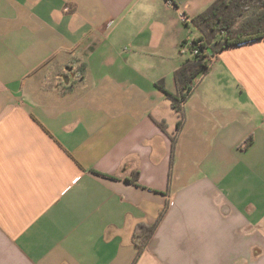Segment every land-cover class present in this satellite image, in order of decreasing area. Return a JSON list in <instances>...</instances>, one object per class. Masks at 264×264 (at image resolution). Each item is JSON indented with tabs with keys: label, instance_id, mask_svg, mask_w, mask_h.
<instances>
[{
	"label": "crops",
	"instance_id": "obj_1",
	"mask_svg": "<svg viewBox=\"0 0 264 264\" xmlns=\"http://www.w3.org/2000/svg\"><path fill=\"white\" fill-rule=\"evenodd\" d=\"M214 1L0 0V264H131L160 214L136 264H264V38L192 82L173 155L154 87Z\"/></svg>",
	"mask_w": 264,
	"mask_h": 264
},
{
	"label": "trees",
	"instance_id": "obj_2",
	"mask_svg": "<svg viewBox=\"0 0 264 264\" xmlns=\"http://www.w3.org/2000/svg\"><path fill=\"white\" fill-rule=\"evenodd\" d=\"M191 24L201 34L192 44L194 47L201 42L199 49L202 55L188 59L174 72L175 94L166 91L163 81L154 84L156 89L166 94L171 109L178 115L176 132L173 136H169L171 155H173L177 135L184 123L182 105L192 93V82L209 68L210 57L224 48L264 38V0H215L202 13L193 17ZM193 47H189L188 50L192 51ZM153 121L162 132L167 133L164 122ZM251 142L252 138L249 137L244 142V146L248 147ZM137 175L138 173L135 172V176ZM130 182L136 184V177ZM161 218L162 214L150 225L141 223L135 226L132 243L136 248V256L131 264L137 263Z\"/></svg>",
	"mask_w": 264,
	"mask_h": 264
},
{
	"label": "built area",
	"instance_id": "obj_3",
	"mask_svg": "<svg viewBox=\"0 0 264 264\" xmlns=\"http://www.w3.org/2000/svg\"><path fill=\"white\" fill-rule=\"evenodd\" d=\"M183 21H184V23H185L186 25H188V26L194 28L193 25L191 24V19H188V18L184 17V18H183ZM194 29H196V28H194ZM196 30H197V29H196ZM198 32H199V31H198ZM200 36H201V35H200ZM198 38H199V37H198ZM198 38H196V39H194V40H197ZM194 40H191L190 42L187 43V49H188L189 47H193L192 42H193ZM200 44H201V42L197 43V45H195V46L192 48V51H189V52H190V58H193V57H195V56H201V55H202V53L200 52V49H199V45H200ZM214 56H215V55H213V56L210 57L211 61L208 63V66L211 64L212 60L214 59ZM191 88H192V85H191Z\"/></svg>",
	"mask_w": 264,
	"mask_h": 264
},
{
	"label": "rangeland",
	"instance_id": "obj_4",
	"mask_svg": "<svg viewBox=\"0 0 264 264\" xmlns=\"http://www.w3.org/2000/svg\"><path fill=\"white\" fill-rule=\"evenodd\" d=\"M185 53L188 54V58H189L190 57V52H189V50L187 48L185 50Z\"/></svg>",
	"mask_w": 264,
	"mask_h": 264
}]
</instances>
